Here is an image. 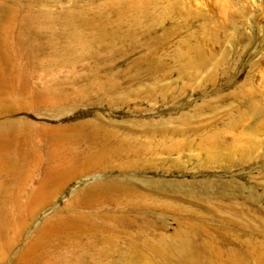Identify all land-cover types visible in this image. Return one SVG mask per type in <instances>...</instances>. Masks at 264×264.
I'll use <instances>...</instances> for the list:
<instances>
[{
    "label": "rangeland",
    "instance_id": "rangeland-1",
    "mask_svg": "<svg viewBox=\"0 0 264 264\" xmlns=\"http://www.w3.org/2000/svg\"><path fill=\"white\" fill-rule=\"evenodd\" d=\"M229 2L0 0V264H264V0Z\"/></svg>",
    "mask_w": 264,
    "mask_h": 264
},
{
    "label": "bare ground",
    "instance_id": "bare-ground-1",
    "mask_svg": "<svg viewBox=\"0 0 264 264\" xmlns=\"http://www.w3.org/2000/svg\"><path fill=\"white\" fill-rule=\"evenodd\" d=\"M230 0H225V2H229ZM145 2V1H144ZM229 4H230V2H229ZM138 5H140V4H138ZM221 5H224V4H221ZM226 6H228V4L226 3L225 4ZM226 6H223V7H225L226 8ZM0 96H2V95H0ZM0 102H3V101H0ZM23 124V123H22ZM21 125V124H20ZM164 243H167V242H164ZM163 243V244H164ZM176 243H177V246L176 247H174L173 248V250H172V252H176V250H178V255L179 256H181V257H183L185 254H186V252H187V246L185 245V244H183L182 242H179V241H176ZM165 245V244H164ZM167 245V244H166ZM169 246V245H168ZM168 246H163V248L164 247H166V249H167V247Z\"/></svg>",
    "mask_w": 264,
    "mask_h": 264
}]
</instances>
